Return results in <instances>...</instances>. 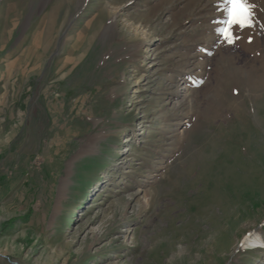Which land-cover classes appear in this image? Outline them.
<instances>
[{"label": "rangeland", "instance_id": "1", "mask_svg": "<svg viewBox=\"0 0 264 264\" xmlns=\"http://www.w3.org/2000/svg\"><path fill=\"white\" fill-rule=\"evenodd\" d=\"M250 3L0 0V264H264Z\"/></svg>", "mask_w": 264, "mask_h": 264}, {"label": "snow or ice", "instance_id": "2", "mask_svg": "<svg viewBox=\"0 0 264 264\" xmlns=\"http://www.w3.org/2000/svg\"><path fill=\"white\" fill-rule=\"evenodd\" d=\"M255 5L250 3V0H224V15L223 27L217 29L221 36L232 44L234 42L232 28L239 26L244 29L251 27L254 23Z\"/></svg>", "mask_w": 264, "mask_h": 264}, {"label": "bare ground", "instance_id": "3", "mask_svg": "<svg viewBox=\"0 0 264 264\" xmlns=\"http://www.w3.org/2000/svg\"><path fill=\"white\" fill-rule=\"evenodd\" d=\"M255 242V241H254Z\"/></svg>", "mask_w": 264, "mask_h": 264}]
</instances>
